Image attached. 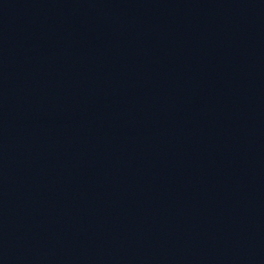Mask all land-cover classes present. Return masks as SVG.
Returning <instances> with one entry per match:
<instances>
[{
  "label": "water",
  "instance_id": "95a60500",
  "mask_svg": "<svg viewBox=\"0 0 264 264\" xmlns=\"http://www.w3.org/2000/svg\"><path fill=\"white\" fill-rule=\"evenodd\" d=\"M0 264H264V0H0Z\"/></svg>",
  "mask_w": 264,
  "mask_h": 264
}]
</instances>
